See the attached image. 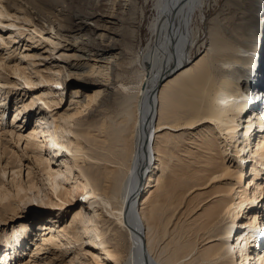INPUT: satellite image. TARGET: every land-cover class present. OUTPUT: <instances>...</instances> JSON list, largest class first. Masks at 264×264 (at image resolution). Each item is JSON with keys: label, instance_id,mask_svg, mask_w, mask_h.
I'll list each match as a JSON object with an SVG mask.
<instances>
[{"label": "bare ground", "instance_id": "1", "mask_svg": "<svg viewBox=\"0 0 264 264\" xmlns=\"http://www.w3.org/2000/svg\"><path fill=\"white\" fill-rule=\"evenodd\" d=\"M153 1L156 17L151 40L146 53L136 57L142 69L139 82L133 93L123 97L122 119L102 122V132L112 135L114 142L103 139L101 152H96L89 148L94 141L89 128L75 131L73 127L79 114L106 95V87L85 96L72 89L69 105L75 111L58 114L53 109L63 95L52 85L65 92L61 85L66 77L89 75L108 83L118 59L107 49L113 37L105 43L107 37L100 33L95 40L88 20L102 2L107 8L119 4L125 10L132 0H0V87L6 88L2 102L19 86V78L25 87L40 88L30 102L23 98L16 102L20 106L15 118L33 112L36 102L47 112L39 113L42 117L26 135L0 126V161L9 154L3 139L10 136L20 142L23 138L24 150L30 151L48 192L60 205L84 195V200L102 205L123 225L116 232L122 245L113 247L106 241L107 231L99 227L95 205L88 209L77 203L69 223L54 229L52 224L39 225L43 233L32 244L31 256L17 264H264V241L258 240L264 235V221L258 225L264 217V0L251 4L241 39L234 41L225 40L217 27L210 28L207 40L201 41L203 30L192 28L196 10L204 20L206 0ZM4 28L13 29L6 38ZM24 35L43 41L45 52L59 49L57 56L68 64L61 69L40 68L34 61L40 55L35 50L19 52L20 59L11 62L17 52L14 46ZM250 89L252 95L245 96ZM251 129L254 136L249 134ZM251 140L256 143L251 145ZM55 150L72 155L64 167L48 157ZM153 156L157 164L151 168ZM87 160L111 165H87ZM4 161L0 173L8 170L13 175L12 190L0 178V222L7 224L9 213L16 214L21 204L31 200L28 192L38 195L41 186L27 166L26 180L21 177L23 167L15 151ZM147 169L152 173L140 188ZM71 176L70 186H64ZM243 181L248 184L241 189ZM238 222H247L242 231ZM19 227V232L13 230ZM28 228L22 221L12 224L11 232L3 229L0 248L24 244L20 239L28 238ZM71 244L84 251L86 260L55 262L52 257L65 254L62 246ZM249 245L262 249H253V255ZM48 254L53 256L46 259ZM8 258L2 257L4 264Z\"/></svg>", "mask_w": 264, "mask_h": 264}, {"label": "rangeland", "instance_id": "2", "mask_svg": "<svg viewBox=\"0 0 264 264\" xmlns=\"http://www.w3.org/2000/svg\"><path fill=\"white\" fill-rule=\"evenodd\" d=\"M254 1L257 0H206L202 12L204 20H200L199 12L196 10V18H194L193 20L192 28L198 26L201 28V30H203L204 33L200 36L201 41L207 40V33L209 29L214 27H217V31L220 30L221 33L223 32L222 34L224 35V38L227 37L225 40L228 41L231 39L230 41H234L235 38L239 40L241 39L240 33L243 28V19L250 15V8L252 6L251 4H253ZM87 2H90V0H87ZM104 4L105 3L102 2L100 3L101 6H98L97 8L93 9L95 13H93L92 17H89L88 23L89 28H92L95 31L93 35L95 37V40H99L96 36L100 33L106 35L105 37H107V41H105V43H108L109 37H113V41L109 43L107 49L110 48L112 50L111 55L118 57V59L116 60V68H113L112 74L110 75V79L109 81H107L108 83H106V81H101L100 78H96L94 76L89 75L88 77H66V83L61 85L63 87H66L65 92H62V87L54 88V86L56 85H52V89H54V91H61V96L63 95L62 102L60 103L59 107H55V109H53V111L56 113L58 112V114H62L65 112L73 113L75 111V106L72 104L69 105L71 96L70 92L72 89H78L80 91V94L82 96H85L94 91H97L98 89H102V87H106V95H101L99 101H97V104L92 105V107L90 106L86 111H83L81 114H79L77 116L78 119L75 121V123L77 122V124L75 127H73L75 131H85L87 128H89L90 133L93 135L92 140H94L91 141V145H89V148L91 151L96 152H101L99 147L102 146L103 139H107V142L111 145L114 142L111 139L112 135H104L101 130V124L103 121L109 122L110 120L122 119L120 117V112L122 109L123 97L128 93H133L135 91L139 82V77L141 75L140 71L142 69L140 68L138 61H136V57L141 55L142 53H146L145 48L148 45L149 40H151V24L154 18L156 17L154 10L155 5L153 0H149L146 2H144V0H132V4L127 6L125 10L120 9L119 4L114 6L113 9L105 7ZM218 26H220L221 28L219 27L218 29ZM8 30L13 29L7 28V30L5 29L4 32L2 31L4 33V35H2L5 36V38L8 36ZM11 32H13L14 37L16 33L14 34V31ZM30 37L33 38V36L29 35H24L20 39L18 38V41L20 42H17L14 46L15 49L17 48V52L12 54V57L10 59L11 62H16V60L20 59L21 54H19V52L31 53L33 52L31 50H35L34 53L36 52L40 55L36 57L37 59H34V61L40 68H43L45 70L48 68L61 69V66H65L68 64L65 59H62L57 56L59 55V49L53 51L52 53L45 52L44 50L46 49V46H44V43L42 44L43 41H40L38 38L30 39ZM10 40H12V38ZM238 44L240 43L238 42ZM26 45L27 47H25ZM10 51L13 50L10 48ZM1 53H3L6 58L7 51L4 50ZM198 53L200 54V52L198 51L193 56H198ZM225 55L231 56V54H229L228 52ZM72 61H75V59H72ZM1 72L4 74L5 78L11 77V74H8L7 72ZM62 74L64 73L61 72L60 76H62ZM20 82L21 81L18 78L17 84H19V86H17L16 89L14 87L12 88L16 93L13 94L14 92H10L8 99L3 102L2 99L6 97V94H4L3 92L6 88L2 89L0 87V95L3 94L0 99V106L2 107V109L6 110L4 115H1L2 109H0V126L5 125L7 127H14L16 130L20 129L23 135H26L28 130L32 126H34V122L38 120L37 118L42 117V114L40 115L39 113L44 112L46 114L47 112L44 111V107H42V104L40 102H36L34 107L35 109L33 110V112L31 111L30 113H23L20 114L19 117L15 118V109L18 105L16 104V102L22 101V98L23 101H25L26 103L30 102L34 97L32 96L33 93L37 92L38 88H40L35 87L34 89H30L27 86H23V84L21 85ZM104 83L106 85H104ZM261 94L264 95V92H262ZM58 100L61 99L59 98ZM100 103L102 104L100 105ZM68 107L70 109H68ZM251 112L252 111L247 110L248 114ZM253 116H255V114ZM18 126H24L25 129ZM262 133H264V131ZM249 134H252L254 136L255 133H253V130L251 129ZM3 141L7 142L4 147L7 150L6 152H9V154L7 156L3 155L2 160L0 162L4 165V160H7L11 153L15 151L19 159L21 160L20 164L23 167L21 177L23 176L24 180H26L27 166V168H30V176L36 179V181L41 186V190L38 195L34 194L33 192H28V195L31 197V200H28V202L25 204H21L20 207L17 209L16 214L9 213V215L7 216V224L0 222V238L2 236L3 229H7L9 230L7 232H11V225L17 224V222H26V226L29 227V231L26 235V237L28 236V238H23L24 240L20 239V242L24 241V244L23 242L22 244L15 243L12 248H10L9 244H7V246L4 245L3 248H0L1 264L5 263L3 262L2 257H7V255H9L10 258H8L9 261L7 259V264H17L18 260L27 261L29 256H31L32 254L30 250L34 249V246L32 244L40 238L39 234L43 233V230L41 229V227H39V225L42 223L52 224L51 227H53L54 229L56 227L55 225L69 223L73 215L72 211L79 207L77 203H82V208L87 207L88 209L89 207L92 208V206L95 205V208L98 209V211L100 212L99 227L107 231V234L105 236L106 241L109 243V245L113 247L116 244L122 245V238H118L116 236V232L119 231L118 227H123V225L115 221V219L104 210L102 205H92V200H84V195L78 197L76 196L75 198L71 199V202H66L63 205H60V201H58V199L54 195H51L50 192H48L46 188L47 186L45 185V177L42 175V173L38 171V168L35 167V164H33V161L30 157V151L24 150V139L22 138L20 142H16L9 136L6 137V139H3ZM254 141L251 140V145H253V143H256V141ZM68 156L72 155H68L67 151L61 152V150H55V152H50L48 154V157L50 158L51 162L58 161V163H60L63 167L65 165V160H67ZM10 160H13V157L10 158ZM155 163L157 164L153 156V158L150 159L149 166H151L152 168V166H156ZM86 164L98 165L99 167H103L104 165H111L106 162H97L96 160H87ZM149 169L145 171L147 173H144L142 177V185L140 188H142L143 184L148 179V172L152 170ZM249 170L250 167L248 168V171ZM74 171L75 173H78L76 169H74ZM151 173L152 171H150V174ZM11 176H13L12 172L8 170L6 174L0 173V178L2 182L5 184V186L9 187L12 190L10 185ZM59 181L63 183V178L60 177ZM72 181L73 179L71 176L70 180L64 182V186L69 187L70 182ZM247 184L248 183H246V181H243L241 189L246 188ZM248 189L252 190V187H248ZM44 194H48L49 197L51 196V200L44 196ZM76 195L78 194L76 193ZM250 205L252 204H249V206ZM90 210L92 212V209ZM259 214L262 215V213ZM241 220L246 221V219H243V217H241ZM241 220L239 219V221ZM262 221H264V217L261 216L260 220L258 221L260 222L258 225H260ZM246 223L238 222L237 228L242 231L243 225ZM245 228L247 229V227ZM13 230L15 232H19L20 227L15 228ZM248 248L251 253H254L253 255H255L256 253L255 251H253V249L259 251L262 249L261 247L259 249V246L255 247L254 245H249ZM62 250L65 251V254H57V256L55 255V257L51 254H48L46 255V259H49V257L53 256L52 258H54L55 262H59L64 259L67 263L69 262V259L74 260L76 263H78L80 260H86V257L83 255L84 251L80 250V247L78 245H63ZM43 257H45V255Z\"/></svg>", "mask_w": 264, "mask_h": 264}, {"label": "water", "instance_id": "3", "mask_svg": "<svg viewBox=\"0 0 264 264\" xmlns=\"http://www.w3.org/2000/svg\"><path fill=\"white\" fill-rule=\"evenodd\" d=\"M250 92H248L247 94H249Z\"/></svg>", "mask_w": 264, "mask_h": 264}]
</instances>
